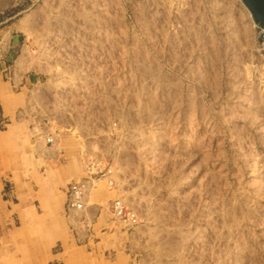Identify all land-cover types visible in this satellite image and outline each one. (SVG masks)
Instances as JSON below:
<instances>
[{
	"label": "rangeland",
	"instance_id": "374dc122",
	"mask_svg": "<svg viewBox=\"0 0 264 264\" xmlns=\"http://www.w3.org/2000/svg\"><path fill=\"white\" fill-rule=\"evenodd\" d=\"M0 30L40 72L46 130L70 133L64 188L85 193L69 209L64 190L61 217L77 246L131 264H264V21L244 0H0ZM57 168L43 163L47 217ZM89 188L136 222L106 199L113 225L90 230Z\"/></svg>",
	"mask_w": 264,
	"mask_h": 264
},
{
	"label": "crops",
	"instance_id": "0c3cea01",
	"mask_svg": "<svg viewBox=\"0 0 264 264\" xmlns=\"http://www.w3.org/2000/svg\"><path fill=\"white\" fill-rule=\"evenodd\" d=\"M8 59H14L12 64ZM31 64L25 43L0 30V264H131L126 252L109 250L107 257H99L98 251L99 256H95L70 237V217L67 222L61 214L66 200L64 186L70 182V163L75 154L70 152L69 132L57 134L45 128L42 112L46 96L38 91L42 78L39 71L30 70ZM53 105L49 113L65 119L64 112L53 109ZM58 122L70 123V118ZM45 135L53 137L52 144L44 141ZM43 163L58 165L48 186L57 197L56 215L50 217L40 210L46 203L42 194ZM111 197L107 192L93 194L88 189L84 206L85 226L90 225V230L97 232L113 225L108 218L104 220L107 209L102 204L106 199L112 202Z\"/></svg>",
	"mask_w": 264,
	"mask_h": 264
},
{
	"label": "built area",
	"instance_id": "2783aa9c",
	"mask_svg": "<svg viewBox=\"0 0 264 264\" xmlns=\"http://www.w3.org/2000/svg\"><path fill=\"white\" fill-rule=\"evenodd\" d=\"M47 144L53 143V138L48 137L46 138ZM87 172L89 176L96 177L97 180H104L108 189L114 186V181L111 179V170L109 168L100 169V164L97 161L91 160L87 164ZM84 183L83 182H73L68 185L66 190L67 208L71 209H81L82 199L84 196ZM111 210L115 217L123 219V221L134 224L136 222L135 216L133 214L127 213L123 207V204L120 200H114L111 203Z\"/></svg>",
	"mask_w": 264,
	"mask_h": 264
},
{
	"label": "water",
	"instance_id": "95a60500",
	"mask_svg": "<svg viewBox=\"0 0 264 264\" xmlns=\"http://www.w3.org/2000/svg\"><path fill=\"white\" fill-rule=\"evenodd\" d=\"M244 5L253 14L254 19L259 21L260 15L258 13H264V0H244Z\"/></svg>",
	"mask_w": 264,
	"mask_h": 264
},
{
	"label": "flooded vegetation",
	"instance_id": "af4514ba",
	"mask_svg": "<svg viewBox=\"0 0 264 264\" xmlns=\"http://www.w3.org/2000/svg\"><path fill=\"white\" fill-rule=\"evenodd\" d=\"M258 15H260V20H263L264 19V13H258Z\"/></svg>",
	"mask_w": 264,
	"mask_h": 264
},
{
	"label": "bare ground",
	"instance_id": "6f19581e",
	"mask_svg": "<svg viewBox=\"0 0 264 264\" xmlns=\"http://www.w3.org/2000/svg\"><path fill=\"white\" fill-rule=\"evenodd\" d=\"M46 138H48V136H46V137L44 138V139H45V140H44L45 142H46ZM51 138H53V137H51ZM46 143H47V142H46ZM82 201H83V199H82Z\"/></svg>",
	"mask_w": 264,
	"mask_h": 264
}]
</instances>
